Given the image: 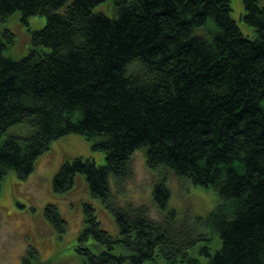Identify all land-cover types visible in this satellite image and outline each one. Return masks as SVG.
<instances>
[{"label":"trees","instance_id":"16d2710c","mask_svg":"<svg viewBox=\"0 0 264 264\" xmlns=\"http://www.w3.org/2000/svg\"><path fill=\"white\" fill-rule=\"evenodd\" d=\"M102 1L0 0V21L16 11L24 22L46 18L19 59L5 54L14 33L0 31V185L9 171L28 177L52 141L79 134L105 151V163L66 156L52 191L67 192L83 173L118 230L103 229L93 204L82 203L75 248L85 264H200L189 250L209 239L168 207L167 171L218 195L195 217L219 235L213 255L203 247L206 264H264V5L242 0L250 38L230 0H111L112 17L94 11ZM15 124L29 133L2 139ZM142 147L158 174L161 221L146 206L119 205L110 188L111 178L121 186L131 177L132 152ZM43 210L58 234L67 231L55 203ZM39 258L29 246L22 264Z\"/></svg>","mask_w":264,"mask_h":264},{"label":"rangeland","instance_id":"374dc122","mask_svg":"<svg viewBox=\"0 0 264 264\" xmlns=\"http://www.w3.org/2000/svg\"><path fill=\"white\" fill-rule=\"evenodd\" d=\"M264 5V0L259 1ZM231 17L247 37L253 38L256 33L252 26L242 20L244 7L242 0H230ZM94 11L114 16L111 0L102 1L94 7ZM46 23L44 15L30 16L27 21L21 20L20 11L14 12L5 21H0V31L7 28L14 33L13 41L7 43L5 54L14 59L26 55L32 47L30 32L42 28ZM9 133L28 134L25 124L12 125L2 139ZM91 141L79 134H68L52 141L36 162L34 170L25 179H19L14 171H9L0 185V264H22L29 246L38 249L40 258L34 264H85L83 256L76 252L77 236L83 228L82 203L93 204L101 227L112 235L118 230L115 219L104 207L100 198L93 197L87 189L83 173H77L75 183L64 193H53L52 177L55 175L63 159L81 156L94 159L97 165L105 163V151L93 149ZM145 148H138L131 155L132 175L121 186L113 178L110 188L117 203L121 206H146L152 220L161 221V213L154 200L153 188L158 174L146 164ZM156 172V173H155ZM162 170L158 171L161 174ZM168 172L167 186L170 190L168 207L176 210L178 223L182 218L185 223L196 226L199 233L204 232L209 240H200L189 250L200 264H206L209 255H213L220 246L219 235L208 227H201L195 222L196 216H205L214 209L218 195L211 187L194 185L189 179L179 178ZM163 173V172H162ZM53 202L66 220L68 229L58 234L44 217V207ZM208 246V254L203 250ZM120 249H118L119 251ZM121 251V250H120ZM125 264H129L128 258ZM145 264H167L163 257ZM186 264V263H177Z\"/></svg>","mask_w":264,"mask_h":264}]
</instances>
